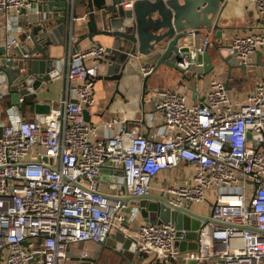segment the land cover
Segmentation results:
<instances>
[{
	"label": "built area",
	"instance_id": "2783aa9c",
	"mask_svg": "<svg viewBox=\"0 0 264 264\" xmlns=\"http://www.w3.org/2000/svg\"><path fill=\"white\" fill-rule=\"evenodd\" d=\"M250 1L261 27L226 38L247 67L264 48V0ZM23 7L30 1L0 0L8 27L20 30ZM3 44L10 51L22 42L11 35ZM207 46V39L193 44L178 67L193 71ZM106 50L93 42L68 53V84L49 113L29 119L19 106L0 108V264H110L77 247L100 245L119 230L150 264H264V81L241 98L214 76L204 100L192 104L183 92L160 89L155 111L143 118L152 130L131 131L117 118L85 117L96 103L98 59ZM152 70L142 68L144 75ZM182 164L192 166L191 181L168 179L166 172ZM104 174L127 195H163L172 208L209 203L211 221L197 230V249H181L189 239L175 222L142 220L138 205L108 191Z\"/></svg>",
	"mask_w": 264,
	"mask_h": 264
},
{
	"label": "water",
	"instance_id": "95a60500",
	"mask_svg": "<svg viewBox=\"0 0 264 264\" xmlns=\"http://www.w3.org/2000/svg\"><path fill=\"white\" fill-rule=\"evenodd\" d=\"M29 1L31 7H23L20 11L29 17L26 42L10 51L0 43V96L10 98L14 106H19L23 97L32 96L38 113L50 112V104L41 103L39 98L49 90L55 78L67 74V66L62 68L60 59L51 56V48L58 44H63L66 51L79 48L80 37L76 42L74 37L82 24L88 27L86 37L89 40L93 41L98 34L111 39L106 53L98 59L103 70H99L97 81L116 82L118 93L119 83L124 77L139 75L142 78L143 118L155 111L156 103L160 101L158 95L152 96L150 101L146 100L152 90L148 87L149 80L161 66L180 69L178 62L188 54L196 36L206 37L208 46L205 52L198 53L199 65L193 71L184 73L180 69L185 78H190L193 72L207 74L226 65V85L230 89L229 81L237 69L247 73V66L238 62L235 50L227 44L229 27L221 24L226 0ZM125 4L130 7L125 8ZM147 65H152L153 70L144 75L142 68ZM108 170L107 166L102 168L103 172ZM114 172L116 175L123 174L118 169ZM101 179L107 183L110 193L119 190L123 201L138 202L144 221L154 224L173 221L177 228L186 229L189 241H182L181 249H197V230L202 222H210L211 217L198 213L192 206L172 208L166 197L156 193L129 196L123 184L115 183L116 177L109 178L104 174ZM125 211L129 212L130 208ZM125 227L129 228V225L126 223ZM100 245L116 251L129 264H137L138 261L150 264L144 257L136 255L134 240L121 230Z\"/></svg>",
	"mask_w": 264,
	"mask_h": 264
},
{
	"label": "crops",
	"instance_id": "0c3cea01",
	"mask_svg": "<svg viewBox=\"0 0 264 264\" xmlns=\"http://www.w3.org/2000/svg\"><path fill=\"white\" fill-rule=\"evenodd\" d=\"M128 4H125V8H129ZM85 19V16H84ZM85 21V20H84ZM29 24V17L26 14H20L18 25L20 30L17 29L16 24H12L10 27L6 25V20L0 16V43L3 44L7 37L11 35L20 38L22 44L27 40L26 27ZM221 24L223 27H229V34H249L253 31H257L261 27V21L259 19L258 10L250 0H226V6L222 13ZM88 27L86 24L79 26L78 33L74 37V42L80 37L79 48L87 49L93 42H99L106 47L111 43V39L103 34H98L94 37L93 41L89 40ZM85 36L84 38H81ZM206 37L199 35L195 37L194 44H199ZM213 50V49H212ZM71 50L66 51L63 44L52 46L51 56L60 59L61 67L67 66V74L59 75L55 78L54 82L50 84L49 90L43 93L39 101L41 103L50 104L51 108L57 107L60 104L65 89L68 84V64L65 62V57ZM214 52V51H213ZM89 65L92 62L87 60ZM60 67V69H62ZM264 48L259 49L257 52L251 55L250 65L247 67V73L237 69L235 76L230 79V92L241 98H246L247 95L253 91L259 82L264 81ZM100 69L103 67L100 65ZM252 75L253 80L249 79ZM214 76H220L227 79L228 71L227 66L222 65L215 68L213 71L207 74H197L193 72L190 78H185L184 73L177 68H171L161 66L153 77L149 80V88L152 89L146 96V100L150 101L151 97L157 95V91L160 89H176L186 94L189 104L202 101L205 98L207 88L209 86L211 78ZM97 87V89H96ZM96 103L93 106L88 107L86 112L87 121L93 123H99L102 121L111 120L117 118L122 120L124 126L131 131H143L149 133L151 130L147 128L143 121L141 93H142V78L139 75L130 77H124L119 83V92L116 93V82H103L98 80L96 83ZM32 96H26L22 98L19 108L26 118L34 119L39 114L35 108ZM29 100V101H28ZM5 104H8L5 106ZM12 106L10 98H2L0 96V108L4 111L7 107ZM51 110V109H50ZM193 168L189 164H182L179 168L166 172L168 179L177 182L178 184L190 182V176L192 175ZM190 180V181H189ZM202 204V203H198ZM209 208L206 212H200L196 208H192L203 215L210 213V204H207ZM143 220V219H142ZM93 246L92 250L95 254L94 257H99L101 254L102 246ZM103 263H108L102 261ZM138 263V262H137ZM138 264H144L142 261Z\"/></svg>",
	"mask_w": 264,
	"mask_h": 264
},
{
	"label": "rangeland",
	"instance_id": "374dc122",
	"mask_svg": "<svg viewBox=\"0 0 264 264\" xmlns=\"http://www.w3.org/2000/svg\"><path fill=\"white\" fill-rule=\"evenodd\" d=\"M253 76L254 75H252L249 79L253 80V78H252ZM96 89H97V87H96ZM132 204H136L137 205L138 202L132 201ZM207 204H209V203H207V202L206 203H202V204L196 203V204H193V208H196L200 212H206L207 209L209 208V206ZM94 245H95V247H99L97 244L92 243V242H83L77 248H78L79 251L88 250L91 253V255H92V254H95L94 251H96V250H94V251L92 250V248H93ZM108 259H111V258H108ZM110 262L112 263L111 260L108 261V263H110ZM138 263H140V261H138Z\"/></svg>",
	"mask_w": 264,
	"mask_h": 264
},
{
	"label": "trees",
	"instance_id": "16d2710c",
	"mask_svg": "<svg viewBox=\"0 0 264 264\" xmlns=\"http://www.w3.org/2000/svg\"><path fill=\"white\" fill-rule=\"evenodd\" d=\"M7 105L8 104H5V106ZM99 257H100L99 258L100 263H103L102 261L108 262L111 260L112 263L110 262V264H129L126 260H122L121 256L112 249L102 248L101 254L99 255ZM108 258H111V259H108Z\"/></svg>",
	"mask_w": 264,
	"mask_h": 264
}]
</instances>
